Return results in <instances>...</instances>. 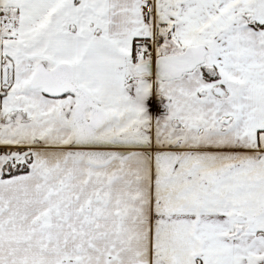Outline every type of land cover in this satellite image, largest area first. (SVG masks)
<instances>
[{
  "label": "snow or ice",
  "instance_id": "6c2138e0",
  "mask_svg": "<svg viewBox=\"0 0 264 264\" xmlns=\"http://www.w3.org/2000/svg\"><path fill=\"white\" fill-rule=\"evenodd\" d=\"M0 264H264V0H0Z\"/></svg>",
  "mask_w": 264,
  "mask_h": 264
}]
</instances>
